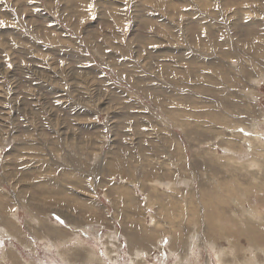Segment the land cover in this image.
Wrapping results in <instances>:
<instances>
[{"label":"rangeland","instance_id":"rangeland-1","mask_svg":"<svg viewBox=\"0 0 264 264\" xmlns=\"http://www.w3.org/2000/svg\"><path fill=\"white\" fill-rule=\"evenodd\" d=\"M0 21V264H264V0Z\"/></svg>","mask_w":264,"mask_h":264},{"label":"bare ground","instance_id":"bare-ground-1","mask_svg":"<svg viewBox=\"0 0 264 264\" xmlns=\"http://www.w3.org/2000/svg\"><path fill=\"white\" fill-rule=\"evenodd\" d=\"M210 11V10H209ZM143 101V100H142ZM174 113V112H173ZM186 115V114H185ZM172 119V118H171ZM179 120V119H178ZM185 122V121H184ZM179 125V124H178ZM188 127V126H187ZM188 134V133H187ZM253 161V160H252ZM229 162V161H228ZM237 162V161H236ZM250 164V163H249ZM244 167V166H243ZM253 167H254V165H253ZM256 167V166H255ZM241 168V167H240ZM230 170V169H229ZM207 175V174H206ZM244 175V174H243ZM253 176V175H252ZM250 177V176H249ZM248 176H247V178H249ZM255 178V177H254ZM258 178V177H257ZM251 179H252V177H251ZM251 179H250V181H251ZM249 181V182H250ZM148 182V181H147ZM231 182V181H230ZM248 183V182H247ZM253 183V182H252ZM228 184V183H227ZM249 184V183H248ZM239 185L240 184H236V186H237V188H238V190H239ZM252 185V184H251ZM248 186V185H247ZM228 187V186H227ZM235 187V186H234ZM228 188L227 190L230 192V191H232V190H234L235 188ZM244 187V186H243ZM250 187V186H249ZM254 187H255V185H254ZM244 190H245V188H244ZM241 191V190H240ZM247 191V190H246ZM249 192V191H248ZM252 192V191H251ZM27 193V192H26ZM255 193H262V194H264V188H261V190H255ZM244 194V193H243ZM245 196V195H244ZM256 196V195H255ZM260 198V197H259ZM243 202H244V199L242 200ZM249 201H251V200H249ZM226 204V203H225ZM32 206V205H31ZM247 210V209H246ZM249 210V209H248ZM192 211V210H191ZM249 212V211H248ZM32 213V212H31ZM253 213V212H252ZM255 216V215H254ZM212 217H214V216H212ZM4 220V219H3ZM222 223V222H221ZM218 225V224H217ZM223 225V224H222ZM44 226H45V224H44ZM149 226V225H148ZM221 226V225H220ZM219 226V227H220ZM250 226V225H249ZM8 229V228H7ZM251 229H253V228H251ZM215 232V231H214ZM219 233H220V235H223V237H225L226 235L228 236L229 234H231L232 232L230 231V232H226V231H224L221 227L219 228V231H218ZM222 232V233H221ZM251 232V231H250ZM260 232V231H259ZM23 233V232H22ZM256 234H258V235H256V234H252V235H250L247 239L252 243V245H254V246H256V245H259L261 242H260V240L262 241L263 239H261V238H263L262 236H263V234H264V231L263 232H260V233H257V232H255ZM211 234V233H210ZM239 234V233H238ZM243 234V233H242ZM148 236V235H147ZM230 237H231V235H230ZM230 237H227V239L228 238H230ZM233 237V236H232ZM226 238V237H225ZM245 239V238H244ZM138 241L139 240H137V243H138ZM233 243V242H232ZM247 243H248V241H247ZM195 248V247H194ZM253 248V247H252ZM251 248V249H252ZM257 248V247H256ZM249 249V248H248ZM7 250V249H6ZM36 250V249H35ZM248 251V250H247ZM253 251V250H252ZM6 253H8V250L6 251ZM5 253V254H6ZM17 253V252H16ZM18 254V253H17ZM173 254V253H172ZM194 254V253H193ZM192 254V255H193ZM94 255V254H93ZM181 255V254H180ZM253 256V255H252ZM8 257H10V258H12V259H15L16 257H17V255L14 253V252H11V253H8ZM181 257V256H180ZM5 258H7V257H5ZM19 258V257H18ZM250 259H252V258H250ZM1 260V259H0ZM5 260H8V259H5ZM19 260V259H18ZM18 260H17V262H18ZM12 261V260H11ZM252 261V260H251ZM1 262V261H0ZM251 263V262H250ZM9 264V263H8ZM13 264V263H12ZM241 264V263H240ZM246 264H249V263H246ZM253 264V263H252Z\"/></svg>","mask_w":264,"mask_h":264},{"label":"snow or ice","instance_id":"snow-or-ice-1","mask_svg":"<svg viewBox=\"0 0 264 264\" xmlns=\"http://www.w3.org/2000/svg\"><path fill=\"white\" fill-rule=\"evenodd\" d=\"M3 25V22L2 21H0V26H2Z\"/></svg>","mask_w":264,"mask_h":264}]
</instances>
